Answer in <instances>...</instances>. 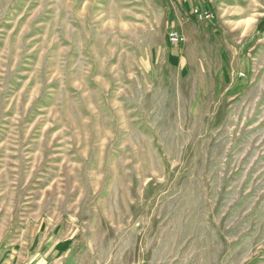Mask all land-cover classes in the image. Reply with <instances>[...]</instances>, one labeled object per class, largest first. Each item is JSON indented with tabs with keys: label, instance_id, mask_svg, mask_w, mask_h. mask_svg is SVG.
I'll return each mask as SVG.
<instances>
[{
	"label": "rangeland",
	"instance_id": "rangeland-1",
	"mask_svg": "<svg viewBox=\"0 0 264 264\" xmlns=\"http://www.w3.org/2000/svg\"><path fill=\"white\" fill-rule=\"evenodd\" d=\"M0 264H264V0H0Z\"/></svg>",
	"mask_w": 264,
	"mask_h": 264
},
{
	"label": "bare ground",
	"instance_id": "bare-ground-1",
	"mask_svg": "<svg viewBox=\"0 0 264 264\" xmlns=\"http://www.w3.org/2000/svg\"><path fill=\"white\" fill-rule=\"evenodd\" d=\"M193 12L197 15L198 13H204V12H207L206 13V16H197L199 19H206V20H211L213 18V15L211 14L210 11L208 10H203V9H194ZM173 33V38H177L176 40H174L177 43H180L181 40H182V37L181 35L177 32V31H174V32H171L169 33V39H171V34Z\"/></svg>",
	"mask_w": 264,
	"mask_h": 264
},
{
	"label": "built area",
	"instance_id": "built-area-1",
	"mask_svg": "<svg viewBox=\"0 0 264 264\" xmlns=\"http://www.w3.org/2000/svg\"><path fill=\"white\" fill-rule=\"evenodd\" d=\"M206 13H207V12H204V13H198L197 15H198L199 17L204 16V15L206 16ZM172 35H173V33L171 34V40H173V41L176 40L177 38H173ZM174 42H175V41H174Z\"/></svg>",
	"mask_w": 264,
	"mask_h": 264
}]
</instances>
